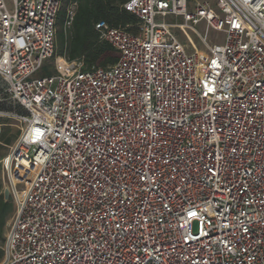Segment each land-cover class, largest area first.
<instances>
[{"label": "built area", "instance_id": "built-area-1", "mask_svg": "<svg viewBox=\"0 0 264 264\" xmlns=\"http://www.w3.org/2000/svg\"><path fill=\"white\" fill-rule=\"evenodd\" d=\"M61 3L0 0V99L27 112L1 264H264V0H130L137 34L96 25L117 64L41 77Z\"/></svg>", "mask_w": 264, "mask_h": 264}, {"label": "trees", "instance_id": "trees-1", "mask_svg": "<svg viewBox=\"0 0 264 264\" xmlns=\"http://www.w3.org/2000/svg\"><path fill=\"white\" fill-rule=\"evenodd\" d=\"M130 0H62L61 10L57 18V34L55 53L40 72L41 77H50L56 73L55 64L51 60L64 57L69 61H79L84 69L91 71L98 68H110L117 64L120 52L109 42L101 39L96 25L105 22L111 28L125 29L137 34L140 20L124 6ZM75 7V16L70 27L67 26L69 10ZM2 91V90H0ZM3 102H7L1 104ZM8 105L17 116H26V110L7 96L0 99V109ZM21 130L11 133L5 130L0 137L1 146L8 148L18 140ZM11 146V147H12ZM15 214V204L5 195L0 196V264L5 256V243L9 229V219ZM13 218V217H12Z\"/></svg>", "mask_w": 264, "mask_h": 264}, {"label": "rangeland", "instance_id": "rangeland-1", "mask_svg": "<svg viewBox=\"0 0 264 264\" xmlns=\"http://www.w3.org/2000/svg\"><path fill=\"white\" fill-rule=\"evenodd\" d=\"M197 2H208L210 3L212 6L215 5L216 0H194ZM168 22H172L171 18L166 19ZM157 21L159 22L160 19H157ZM199 31H203L204 30V25H200L198 27ZM176 34L178 35V37L180 38V40L183 42V44L188 48V50L192 51V44L188 41V39L186 38V36L184 34H182V32H180L178 29L175 30ZM191 41L193 42V44L196 46V48L199 50V52L201 53V55L205 56V64L208 61V54H207V50L206 47L201 43V41L198 39V37L191 31L188 32ZM210 40L212 42L215 43H223L224 42V34L219 33V32H215V31H211L210 32ZM56 60L57 58H55L54 60H51L49 62V65H54L56 64ZM7 102H3L1 104H4ZM8 105H3L2 108L0 109V137L1 134L9 129L11 133H14L16 131L21 130L22 128V124L19 121V118L17 116V113H15L14 110H8L7 109ZM1 142H0V196L3 195L5 193L6 188L8 187L9 183H8V179L7 176L4 172V170L2 169L1 166V161L8 155L9 151H10V147L5 148L3 146H1ZM11 199V196L10 198ZM13 217V216H12ZM12 217L9 219V224L10 221L12 220Z\"/></svg>", "mask_w": 264, "mask_h": 264}, {"label": "water", "instance_id": "water-1", "mask_svg": "<svg viewBox=\"0 0 264 264\" xmlns=\"http://www.w3.org/2000/svg\"><path fill=\"white\" fill-rule=\"evenodd\" d=\"M4 195H5L6 200H9V198H10V193H9L8 190H5Z\"/></svg>", "mask_w": 264, "mask_h": 264}]
</instances>
